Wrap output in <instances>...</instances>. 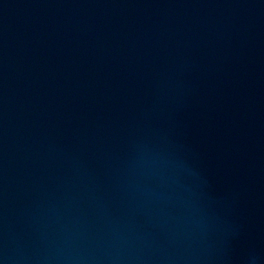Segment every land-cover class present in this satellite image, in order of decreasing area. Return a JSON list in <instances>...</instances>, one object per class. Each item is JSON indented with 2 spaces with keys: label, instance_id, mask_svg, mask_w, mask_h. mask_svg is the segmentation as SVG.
<instances>
[{
  "label": "water",
  "instance_id": "95a60500",
  "mask_svg": "<svg viewBox=\"0 0 264 264\" xmlns=\"http://www.w3.org/2000/svg\"><path fill=\"white\" fill-rule=\"evenodd\" d=\"M0 264H264V0H0Z\"/></svg>",
  "mask_w": 264,
  "mask_h": 264
}]
</instances>
